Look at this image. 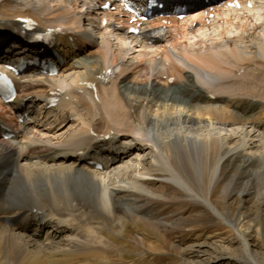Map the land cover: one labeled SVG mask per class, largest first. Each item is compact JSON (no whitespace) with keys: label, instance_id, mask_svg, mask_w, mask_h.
Here are the masks:
<instances>
[{"label":"bare ground","instance_id":"1","mask_svg":"<svg viewBox=\"0 0 264 264\" xmlns=\"http://www.w3.org/2000/svg\"><path fill=\"white\" fill-rule=\"evenodd\" d=\"M238 2L156 16L133 34L125 12L109 11L104 25L105 12L88 0H0V48L64 65L56 79L20 82L14 102L0 101V128L15 132H0V264H124L106 222L135 212L151 223L143 203L165 197L162 189L186 193L234 231L180 244L183 264H235L231 256L264 264L249 228L215 200L230 164L235 180L246 178L228 194L241 208L264 175V0ZM25 16L66 33L42 50L20 35ZM175 161L193 167L199 187Z\"/></svg>","mask_w":264,"mask_h":264},{"label":"rangeland","instance_id":"2","mask_svg":"<svg viewBox=\"0 0 264 264\" xmlns=\"http://www.w3.org/2000/svg\"><path fill=\"white\" fill-rule=\"evenodd\" d=\"M172 81L173 80L170 79V82ZM130 96L134 97L136 94L133 92L130 93ZM160 103L161 101L158 102V105H160ZM171 103L172 102L168 103L169 112L175 115V109L177 110V108L172 106ZM148 113L151 114L150 112ZM258 115L262 116L261 114ZM216 126L217 127H211L210 129H212L211 131L214 133H219L222 126L221 124ZM175 165H177V167H182L184 173L186 172L189 174L190 178H193L194 182L198 183L197 186L199 187L201 179L193 173L192 166H187L185 162H182L180 166L179 161H175ZM231 168L232 165L230 164V166L225 169L221 181H219V192L217 194L218 196L215 198L216 204H219V210L224 211L225 214L227 213L231 220L234 219L233 221L235 222L239 220V224H237L240 228H249L252 236L251 240L255 243L259 251H262V248H264V175L263 177L257 178L255 181V188L253 189V195L249 197L248 205L241 208L238 206V201H236V199L235 201L234 199H229L230 195L228 194L233 193L234 195L239 193V189L243 186L242 184L246 178L244 180H235L233 172H230ZM255 169H259V167L257 166ZM229 184L230 186H228ZM157 186H159V184H157ZM201 188L207 193L210 190L208 184H203ZM161 191L165 193V197L152 198L150 203H143L144 207H149L148 210H146L147 213L150 212L151 214H155L150 221L151 223H144V220L147 219V215L135 212L130 213V216L122 218L120 214H117L116 220H109L106 222L107 226L105 227V232L112 245L123 250L124 264H181L180 244L183 245L184 243H190L195 240H197V242L204 241L205 238L212 241L215 236L226 238L233 234L234 231L231 230V227L220 221L217 217H214L211 209L207 208L208 210H204L200 207L196 199L189 197L186 193L176 189H162ZM224 200L225 202H222ZM258 203H262V207L256 214L253 213L254 211L251 213L245 212L247 211L245 208H253ZM240 208L242 210H239ZM241 211H243V213ZM246 214H252L253 216L251 215L247 218ZM239 215H241L242 218ZM179 218L180 220H178ZM160 222H163V224ZM173 222H176L175 225H172ZM221 222L222 225L219 224ZM152 231L154 233H152ZM149 246H152L153 250H148L149 248L147 247ZM140 250L146 251L144 257L140 255ZM224 259L227 262H239V258L235 256H231L229 260L228 257H224ZM208 261L213 262L214 259L209 257ZM236 262L235 264H237Z\"/></svg>","mask_w":264,"mask_h":264}]
</instances>
